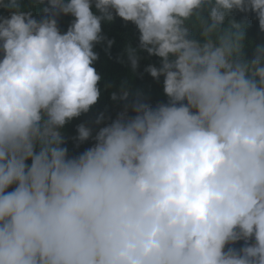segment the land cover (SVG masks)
<instances>
[{
    "label": "clouds",
    "instance_id": "9594fccd",
    "mask_svg": "<svg viewBox=\"0 0 264 264\" xmlns=\"http://www.w3.org/2000/svg\"><path fill=\"white\" fill-rule=\"evenodd\" d=\"M36 5L0 0V264H264V0ZM116 17L139 32L128 71L159 57L168 99L122 84L91 122Z\"/></svg>",
    "mask_w": 264,
    "mask_h": 264
},
{
    "label": "trees",
    "instance_id": "16d2710c",
    "mask_svg": "<svg viewBox=\"0 0 264 264\" xmlns=\"http://www.w3.org/2000/svg\"><path fill=\"white\" fill-rule=\"evenodd\" d=\"M47 3V0H45ZM24 11H36L37 7H43V5H36L33 7V0H21ZM94 10V9H93ZM254 13H240L234 12V18L237 22L242 24L245 33V48L244 54L248 59L252 58L253 50L255 46L260 45L256 42L254 36L251 39V35H256L252 29V16ZM10 11L0 7V16H9ZM73 17L67 16L66 18L58 20V27L61 33L67 31ZM102 34L107 38L104 42L95 45L94 51L98 53V60L94 62L98 74L101 76V80L98 82L100 89V96L95 105L91 107L87 113L91 122L96 120L101 113H105L110 108L119 106L124 107L128 101H113L111 94L114 91L120 89L123 84L129 91V101H133L139 95V98L150 105L155 106L157 103H166L167 97L163 92L164 77H160L159 80L154 79L149 73L145 71L148 65L160 66V58L156 56H150L146 51L139 50V66L135 72H129V64L127 59L126 49L128 46L134 47L139 42V32L134 24H124L122 19L116 17L111 23L102 22ZM251 34V35H250ZM197 38L199 34L196 33ZM112 38L113 43L108 46L107 41ZM110 85V87H108ZM129 113H132L129 109ZM73 129L70 125H66L61 130L63 135L69 134ZM30 164V161L28 162ZM11 188L9 189V191ZM237 247V246H236Z\"/></svg>",
    "mask_w": 264,
    "mask_h": 264
}]
</instances>
